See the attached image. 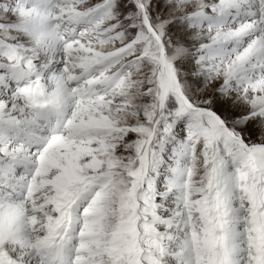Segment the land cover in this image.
<instances>
[{"label":"snow or ice","instance_id":"6c2138e0","mask_svg":"<svg viewBox=\"0 0 264 264\" xmlns=\"http://www.w3.org/2000/svg\"><path fill=\"white\" fill-rule=\"evenodd\" d=\"M0 264H264V0H0Z\"/></svg>","mask_w":264,"mask_h":264}]
</instances>
